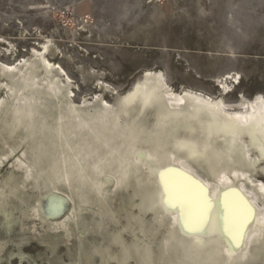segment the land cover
<instances>
[{
    "label": "bare ground",
    "instance_id": "obj_1",
    "mask_svg": "<svg viewBox=\"0 0 264 264\" xmlns=\"http://www.w3.org/2000/svg\"><path fill=\"white\" fill-rule=\"evenodd\" d=\"M0 45V264L32 241L48 264L64 246L70 264H264V94L229 102L237 72L212 94L153 68L124 92L93 68L80 92L92 68L66 47Z\"/></svg>",
    "mask_w": 264,
    "mask_h": 264
},
{
    "label": "rangeland",
    "instance_id": "obj_2",
    "mask_svg": "<svg viewBox=\"0 0 264 264\" xmlns=\"http://www.w3.org/2000/svg\"><path fill=\"white\" fill-rule=\"evenodd\" d=\"M168 1L167 7L158 0H0V36L18 44L19 56L47 38L60 48L66 47L83 67L92 68L80 92L94 91L92 83L98 76L124 92L141 78L143 68H153L161 69L174 89L189 86L212 94H218L214 78L237 72L240 82L234 84V90L224 92L229 102L237 101L239 91L248 98L264 94V0ZM69 9L77 15L89 14V20L82 24L67 13ZM25 26L34 35L24 41L19 33ZM83 48L88 50L87 56ZM229 48L235 56L229 55ZM56 59L61 61L59 56ZM184 64L202 77L185 70ZM62 65L74 77L82 78L79 69L72 71L66 62ZM93 68L102 75L94 74ZM106 98L111 100L109 95ZM47 201L54 203L58 197L50 194ZM62 203L58 211L48 208L59 216L68 206ZM23 247L20 259L22 254L12 246L14 254L6 264H48L44 258L53 256L37 242ZM69 252L60 247L56 264H70L73 256Z\"/></svg>",
    "mask_w": 264,
    "mask_h": 264
},
{
    "label": "built area",
    "instance_id": "obj_3",
    "mask_svg": "<svg viewBox=\"0 0 264 264\" xmlns=\"http://www.w3.org/2000/svg\"><path fill=\"white\" fill-rule=\"evenodd\" d=\"M165 1H168V0H158V3H163ZM68 14L72 15L73 18H76L77 21L79 22H86L87 20H89V14H85V15H77L75 13V11L73 9H69Z\"/></svg>",
    "mask_w": 264,
    "mask_h": 264
},
{
    "label": "crops",
    "instance_id": "obj_4",
    "mask_svg": "<svg viewBox=\"0 0 264 264\" xmlns=\"http://www.w3.org/2000/svg\"><path fill=\"white\" fill-rule=\"evenodd\" d=\"M168 3H169V1H165V2H163L161 4H163V5L167 4V7H168V5H169Z\"/></svg>",
    "mask_w": 264,
    "mask_h": 264
}]
</instances>
